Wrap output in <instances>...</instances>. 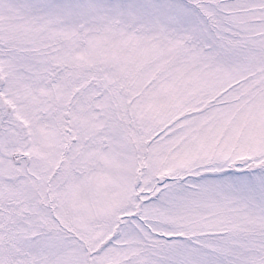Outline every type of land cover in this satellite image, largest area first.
Wrapping results in <instances>:
<instances>
[{"label":"snow or ice","instance_id":"6c2138e0","mask_svg":"<svg viewBox=\"0 0 264 264\" xmlns=\"http://www.w3.org/2000/svg\"><path fill=\"white\" fill-rule=\"evenodd\" d=\"M0 264H264V0H0Z\"/></svg>","mask_w":264,"mask_h":264}]
</instances>
